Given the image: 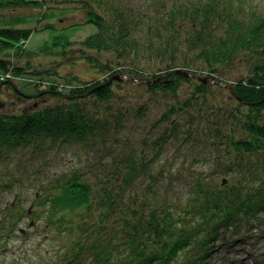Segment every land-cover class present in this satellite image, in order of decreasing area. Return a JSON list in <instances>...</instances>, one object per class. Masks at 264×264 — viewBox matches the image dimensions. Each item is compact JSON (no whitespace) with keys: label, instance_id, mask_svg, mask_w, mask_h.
<instances>
[{"label":"trees","instance_id":"1","mask_svg":"<svg viewBox=\"0 0 264 264\" xmlns=\"http://www.w3.org/2000/svg\"><path fill=\"white\" fill-rule=\"evenodd\" d=\"M94 1H68L82 3L94 27L81 42L86 60L109 73L85 81L14 64L31 55L22 45L53 7L44 8L40 0H0V70L31 75L24 85L35 88L26 93L11 78L0 81L21 101L33 102L19 110L0 101V175L17 158L71 147L82 149L77 162L83 163L36 191L40 214L13 209L7 226H18L22 215H16L22 212L23 218H44L46 227L69 233L71 250L54 264H81L80 253L87 254L88 264H201L221 235L236 237L264 223V65L232 83L236 101L229 111L218 98L207 108L217 93L202 80L175 72H214L239 52L264 55V14L245 18L240 0H157L144 15L113 5L101 11ZM21 10L25 13H17ZM50 41L44 50L62 55L73 43L65 32L52 34ZM88 50L113 52L118 65L128 59V76L151 97L124 98L128 82L107 84L120 69L98 62ZM145 57L160 59L159 74L140 66ZM161 74L165 78L148 84ZM47 75L51 82L41 88ZM60 84L71 89L61 91ZM131 114L150 122L133 125ZM210 115L215 121L206 122ZM171 144L187 147L192 161L214 162L213 168L189 174L187 198L163 185L172 170L156 165ZM6 176L10 181L0 186L10 187L13 175Z\"/></svg>","mask_w":264,"mask_h":264},{"label":"rangeland","instance_id":"2","mask_svg":"<svg viewBox=\"0 0 264 264\" xmlns=\"http://www.w3.org/2000/svg\"><path fill=\"white\" fill-rule=\"evenodd\" d=\"M45 0L46 7H53L51 16L42 21L38 30H35L29 40L23 43V47L26 51H30L31 55H24L22 59L14 62L18 64L26 65L29 63L31 69H38L39 71H46L48 69H55L59 71L60 75H77L80 79L85 81H92L97 78H104L108 72L102 71L100 67L90 64L86 60L84 49L81 42L94 31V27L87 22V12L82 8V3L68 2L69 0ZM99 4L97 0L94 1V6H97L101 11L109 10L113 5L114 7L123 8L124 12L128 14H151V10L157 6V0H100ZM238 1V0H236ZM243 4V12L246 13L244 17H251L264 14V0H240ZM106 3L108 6L105 8ZM152 7V8H151ZM246 8V9H245ZM17 13H25L21 10ZM53 24L54 29H46L47 24ZM65 32L70 34L72 44L65 49V53L59 54L57 50L46 52L44 47L50 45L51 35L56 33ZM222 32V30H218ZM88 54L97 57L98 62L112 64L115 68L120 69L114 76L119 75V78H113L114 81L122 80V82H128L125 85V90L121 93L124 94V98L132 101L139 99L141 102L142 97L149 99L151 94L144 88H139L141 82H134L132 78L128 76V59L123 60L122 65H118L119 61L116 58L115 53L110 51H96L88 50ZM146 54V53H145ZM148 55V54H147ZM15 61V60H13ZM109 61V62H108ZM256 65H264V55H251L249 52H239L236 54L233 60L227 63H222L216 67L214 72L197 73L193 74L190 70L185 68H179L182 71L191 72L193 78L202 80L206 83L213 93H217L215 96H211L209 99L207 108L211 106L213 102L218 98L219 102L223 101L226 104V108H231V104L236 101L234 95L231 93V85L241 77H247L252 74V71ZM140 66H144L147 70L159 74L161 67H163L160 59L154 57L143 58ZM6 73L0 70V81L4 78H8L14 81L17 86H21L22 90L26 93L35 92V88L24 85L27 80L25 78L15 77L11 74L10 77H4ZM58 74V75H59ZM26 78L31 75L23 74ZM59 75V76H60ZM157 76L155 80L159 78H165L166 74ZM198 75V76H197ZM51 75L50 77H52ZM56 75H54L55 77ZM4 77V78H3ZM41 77V76H40ZM58 77V76H56ZM43 78V77H42ZM60 81H66L62 77H58ZM111 78V79H112ZM43 81L45 86H48L51 79L47 77ZM113 80L111 82H113ZM155 80H149L148 84H153ZM205 80V81H204ZM110 81V80H109ZM78 82V81H76ZM110 82V83H111ZM42 85L41 88H45ZM61 91H68L71 89L70 84L61 85ZM231 93V94H230ZM138 97V98H136ZM0 101H4L8 106L13 109H23L32 105L33 102H23L16 95L13 89H8L0 85ZM211 103V104H210ZM127 104V103H126ZM153 109V107H152ZM151 109L149 116L153 117L155 112ZM135 115V116H134ZM206 122L215 121L213 115H210ZM221 121H225L222 117ZM133 122H150L147 116H138L131 114L130 123ZM140 133L145 134V129H139ZM224 134L228 133V129L225 127ZM136 135V131L133 136ZM223 137V136H222ZM224 139V137L222 138ZM71 150H52L45 155L29 154L26 158H17L15 162L9 163L8 168L3 170L0 175V182L3 180L10 181V177L6 176V173L13 175L12 185L0 186V264H54L60 263L61 258H66L71 250V246L68 243L70 239L69 233L62 232L61 234L57 229L48 228L45 225L44 218L36 221H30V218L25 216L23 218L22 212L16 215H22L19 219V225L15 228L7 226V218L18 208L29 209V214L32 213V209L37 214L41 213V208L36 206V191L42 189L55 177L70 171L73 167L79 168L83 166V163L77 162V153L82 152V149L75 150L71 147ZM187 148V147H186ZM178 144L166 145L162 153L159 155V159L156 165L163 166L164 164L172 170V178L170 181L162 179L163 185H167L173 193L179 197L187 198L190 191V173L192 171H201L205 169L213 168L214 162L212 160H191L190 152L188 148ZM191 147L189 146V149ZM181 149V150H179ZM88 156V154H87ZM86 156V157H87ZM204 158L200 156L199 159ZM91 163V162H89ZM183 164H185L183 166ZM188 165V166H187ZM169 170V169H168ZM1 185V184H0ZM37 210H36V209ZM13 209L15 211H13ZM27 211V210H26ZM255 229L251 232L241 231L234 237L231 235L223 234L217 241L215 249L206 257L201 264H264V223L255 224ZM225 238H228L226 241ZM84 251V250H83ZM78 260L81 264H88L89 259L87 254L80 253Z\"/></svg>","mask_w":264,"mask_h":264},{"label":"water","instance_id":"3","mask_svg":"<svg viewBox=\"0 0 264 264\" xmlns=\"http://www.w3.org/2000/svg\"><path fill=\"white\" fill-rule=\"evenodd\" d=\"M175 73H176V74L184 75V76H186V77L192 76L191 72H184V71H182L181 69H177ZM113 78H119V79H121L119 75H116V76H114ZM113 78L110 79V81H109L107 84H109V83L113 80ZM155 81H161V79L159 78L158 80H155ZM204 81H205V80H204Z\"/></svg>","mask_w":264,"mask_h":264},{"label":"built area","instance_id":"4","mask_svg":"<svg viewBox=\"0 0 264 264\" xmlns=\"http://www.w3.org/2000/svg\"><path fill=\"white\" fill-rule=\"evenodd\" d=\"M6 74L4 75V77H10L12 74L10 73V72H5ZM9 74H11V75H9ZM3 77V78H4ZM11 78V77H10ZM4 79H8V78H4ZM43 85H44V83H43ZM45 86V85H44Z\"/></svg>","mask_w":264,"mask_h":264}]
</instances>
